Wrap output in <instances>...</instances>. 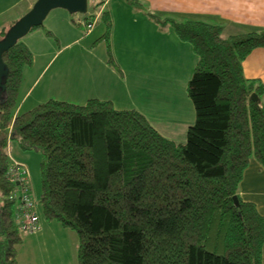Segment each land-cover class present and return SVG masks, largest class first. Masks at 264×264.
Returning <instances> with one entry per match:
<instances>
[{"label":"trees","instance_id":"trees-1","mask_svg":"<svg viewBox=\"0 0 264 264\" xmlns=\"http://www.w3.org/2000/svg\"><path fill=\"white\" fill-rule=\"evenodd\" d=\"M150 15L171 22L198 58L186 143L163 135L142 111L107 99L52 98L17 114L33 54L20 40L3 52L0 264H31L18 260L12 140L41 152L39 201L46 219L77 231L78 264H263L264 217L241 197L240 183L251 159L264 166V83L243 71L247 55L264 47V28L225 35L220 23ZM100 20L114 65L110 12L102 10Z\"/></svg>","mask_w":264,"mask_h":264},{"label":"crops","instance_id":"crops-1","mask_svg":"<svg viewBox=\"0 0 264 264\" xmlns=\"http://www.w3.org/2000/svg\"><path fill=\"white\" fill-rule=\"evenodd\" d=\"M107 1L105 0L99 9L108 10L106 8ZM34 2L35 0H0V38L4 35V30H8L31 8ZM134 2L139 3L136 19H145L149 26L153 23V26L148 28L155 31L158 43L163 47H165L164 37L172 39L176 48H180V44L185 41L178 38L171 22L163 25L157 22L150 15L151 13H156L161 20L169 18L177 21L200 19L211 23H220L224 27L225 35L244 33L254 28H264V0H135ZM59 12L60 14L57 16L59 20L61 19V24L55 23V29L47 30L41 28V25L33 28L20 39L31 50L33 63L26 66L23 71L18 91L17 114L52 98L77 104H80L79 102L83 104L90 98H99L111 100L113 104H116L118 100H115L121 95L117 91V85L123 83L124 80L128 81L127 70L123 66L125 57L134 52L138 60L133 68L148 67L145 64V59L138 57L139 51H136V44L130 41L131 48L127 49L123 46L124 42L119 40L116 16L111 34V49L114 59V65H112L108 58L107 42L103 38L104 24L103 26L95 24L90 32H85L81 24L73 22V19L70 20L66 16V12ZM170 30H173V38L168 37L171 35ZM47 31H51L52 35ZM54 35L55 37L57 35L61 42L59 47L50 40ZM145 37V41L141 43L143 46L147 43L148 34ZM40 40L44 41L45 45L38 43ZM190 47L193 51L192 46ZM148 48L156 50L155 46L151 44L148 45ZM77 53L78 64H75L74 55ZM63 54L64 56L61 57ZM83 58L85 59L79 63ZM243 71L247 78L259 79L264 83V47H257L247 55L243 61ZM145 75L146 77L152 76L146 72ZM46 76H48V80L42 81ZM143 76L144 74H141V77ZM59 82H63V86L59 85L58 87H61L65 92L64 96L52 93ZM71 91L73 93H69ZM115 106L117 107V105ZM240 195L245 201L254 203L264 217V166L254 158L250 160L249 166L244 172L240 183ZM39 209L42 213H39L40 229L34 233H23V243L18 248V260L30 263L32 254H35L36 250H41L45 251V255L49 257L48 264H76L71 250L74 245L77 252L76 238L78 237L72 231L74 229L65 227L55 220L44 218L42 206L41 208L37 207L38 212H40ZM59 233L64 236L66 242ZM48 237L53 242L52 246H49ZM58 255H62V257L58 258L57 262Z\"/></svg>","mask_w":264,"mask_h":264},{"label":"rangeland","instance_id":"rangeland-1","mask_svg":"<svg viewBox=\"0 0 264 264\" xmlns=\"http://www.w3.org/2000/svg\"><path fill=\"white\" fill-rule=\"evenodd\" d=\"M104 1L105 0H88L89 11L91 12L99 9L94 6L102 5ZM137 2L133 0H108L106 3V8L111 14L112 24L114 23L115 16L117 18V35L119 40L124 42L123 46L130 49V41L136 44V51H139L138 57L145 59V64L148 65V67L145 66V68H133L138 60L135 53L132 52L129 56L125 57L123 66L127 70L126 78L128 81L126 80V82L124 80L123 83L117 85V91H119L121 95L115 100H118V102L114 104V106L133 107L142 111L163 135L176 141L186 143L188 128L193 125L196 118L195 108L188 94V83L197 64V55L192 51L190 43L183 42L180 44V48H176L172 39L167 37H164L163 40L165 47L161 46L158 43V37L155 31L148 28L153 26V23L149 26L145 19H136L139 9V3ZM59 11L66 12V16L69 17L70 20L73 19V22H77L78 16L81 17L84 15L80 13H69L64 9L56 8L50 12L41 28L52 30L56 27L55 23L61 24V19L59 20L57 16L60 14ZM96 24L103 26L104 23L98 19ZM159 25L163 26L161 24ZM50 27L52 28L50 29ZM5 31L7 30H4V33H6ZM172 32L173 30H170L171 35L168 37L173 38L174 33ZM146 34H148V39L146 45L143 46L141 43L145 41ZM50 40L58 47L61 45L57 35L56 37L54 35L53 39ZM38 43L45 45V42L42 40L38 41ZM149 44L155 46L156 50H150L148 48ZM63 56L64 54L61 57ZM90 58L89 56V60ZM84 59L85 58L80 60L79 63ZM74 60L75 64H78V53L74 55ZM145 72L152 76L146 77ZM141 74H144V76L141 77ZM46 80H48V76L42 81ZM59 85L63 86V82H59L52 93L64 96L65 92L61 87H58ZM69 93H73V91ZM115 93L117 94V92ZM79 103L82 104L81 102ZM127 103L128 105L126 106ZM9 148L10 160L17 161L27 167L31 185V199L38 204H36V207L41 208L39 201L41 194V152L37 150H26L22 148L16 140L11 141ZM39 213L42 214L41 211ZM72 231L76 237H78L77 231ZM59 235L66 242L64 236L60 233ZM76 239L77 252L74 245H72L73 249L71 248V250L76 259V264H78V238ZM47 240L49 246H52V240L49 237ZM32 255L33 257L29 256L31 257V264H48L50 262L49 257L45 255V251L36 250L35 254ZM60 257H62V255H58L56 258L57 262Z\"/></svg>","mask_w":264,"mask_h":264},{"label":"water","instance_id":"water-1","mask_svg":"<svg viewBox=\"0 0 264 264\" xmlns=\"http://www.w3.org/2000/svg\"><path fill=\"white\" fill-rule=\"evenodd\" d=\"M56 8H63L69 13L86 14L88 0H35L31 8L16 20L0 39V94L5 90V80L9 69L3 60V52L13 47L33 28L43 25L49 13ZM257 98L256 94H254ZM236 199V196H235Z\"/></svg>","mask_w":264,"mask_h":264},{"label":"built area","instance_id":"built-area-1","mask_svg":"<svg viewBox=\"0 0 264 264\" xmlns=\"http://www.w3.org/2000/svg\"><path fill=\"white\" fill-rule=\"evenodd\" d=\"M102 8L97 11H88L86 16L77 18V22L83 26L85 32L93 29ZM8 179L16 183L17 193L19 196V209L17 213V226L22 233H34L40 229V215L37 205L31 199L30 181L27 167L17 161H11L8 170Z\"/></svg>","mask_w":264,"mask_h":264},{"label":"clouds","instance_id":"clouds-1","mask_svg":"<svg viewBox=\"0 0 264 264\" xmlns=\"http://www.w3.org/2000/svg\"><path fill=\"white\" fill-rule=\"evenodd\" d=\"M89 11V10H88Z\"/></svg>","mask_w":264,"mask_h":264}]
</instances>
